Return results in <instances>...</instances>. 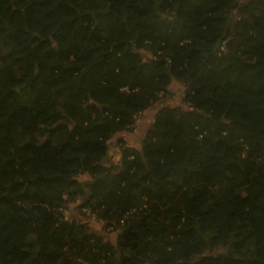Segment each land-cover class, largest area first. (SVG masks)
Masks as SVG:
<instances>
[{
	"label": "trees",
	"instance_id": "trees-1",
	"mask_svg": "<svg viewBox=\"0 0 264 264\" xmlns=\"http://www.w3.org/2000/svg\"><path fill=\"white\" fill-rule=\"evenodd\" d=\"M0 264H264V0H0Z\"/></svg>",
	"mask_w": 264,
	"mask_h": 264
},
{
	"label": "rangeland",
	"instance_id": "rangeland-1",
	"mask_svg": "<svg viewBox=\"0 0 264 264\" xmlns=\"http://www.w3.org/2000/svg\"><path fill=\"white\" fill-rule=\"evenodd\" d=\"M6 50V49H5ZM184 89L185 86L182 82L173 80L168 88V91L165 95L162 93L159 95L158 100L153 103L149 108L144 110L142 113H140L136 121L134 123V126L131 130L128 131H122L120 133L115 134L112 139L109 141L108 144V153L103 160L104 164L106 165H117L119 164L120 157H121V147L119 143V139H122L127 146L131 147H139L141 145L142 138L145 135L146 130L150 127L152 124L154 117L159 109L163 107H181L183 109H187L188 106L183 101L184 97ZM46 128L41 130L38 133V137L42 140L47 137ZM78 179L80 181H88L90 180V177L88 174H80L78 175ZM84 198H78L74 202H71L69 205L68 212L64 214V218L66 220H72V219H81L85 220L86 215H82L79 213V206L83 203ZM83 217V218H82ZM95 217V216H94ZM94 219V218H93ZM88 225V229L104 238L105 241H108L112 244H116V236L117 231L109 230V228L106 227L105 222L103 221H90L84 223ZM226 247L224 246H215V247H206L203 255L208 254H216L225 251Z\"/></svg>",
	"mask_w": 264,
	"mask_h": 264
},
{
	"label": "built area",
	"instance_id": "built-area-1",
	"mask_svg": "<svg viewBox=\"0 0 264 264\" xmlns=\"http://www.w3.org/2000/svg\"><path fill=\"white\" fill-rule=\"evenodd\" d=\"M80 208H79V213H81L82 215H86L85 216V218H86V221L85 220H81V219H79V218H77V219H73V220H76V222H78V223H86V222H90V221H93V220H97V221H99L98 219H97V217H96V214L88 207V206H79ZM69 208H63V212H64V214L65 213H67ZM130 213H132V211L130 212ZM129 213V214H130ZM95 216V217H94ZM124 217H126V216H124ZM83 218V217H82ZM94 218V219H93ZM123 220H124V218L121 220V222L123 223ZM107 228H109V230H113V231H117V232H119V229H115L113 226H108Z\"/></svg>",
	"mask_w": 264,
	"mask_h": 264
},
{
	"label": "crops",
	"instance_id": "crops-1",
	"mask_svg": "<svg viewBox=\"0 0 264 264\" xmlns=\"http://www.w3.org/2000/svg\"><path fill=\"white\" fill-rule=\"evenodd\" d=\"M136 148H140V146L139 147H136Z\"/></svg>",
	"mask_w": 264,
	"mask_h": 264
}]
</instances>
